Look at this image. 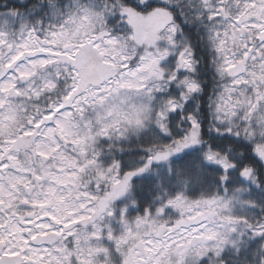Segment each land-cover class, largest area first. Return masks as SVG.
Returning a JSON list of instances; mask_svg holds the SVG:
<instances>
[{
	"label": "trees",
	"instance_id": "trees-1",
	"mask_svg": "<svg viewBox=\"0 0 264 264\" xmlns=\"http://www.w3.org/2000/svg\"><path fill=\"white\" fill-rule=\"evenodd\" d=\"M238 1L0 0V76L13 71L18 64L35 61L39 65L34 66L35 74L27 84L30 86L18 81L9 91L18 106L16 120L20 130L10 135L26 139V148H20L18 152L24 154L20 162L30 167H36L38 163L24 158H27L25 154L31 153L30 149L39 137L38 124L52 116L56 106L66 104L77 91L78 82L85 79L79 73L80 69L74 66L73 56L78 58L88 48L87 44L59 42L56 38H72L76 29L81 31L84 27L85 18L92 15L100 21L96 33L90 35L93 40L104 36L102 39L125 42L132 54L127 59L129 66L136 68L148 49L146 45L138 46L134 42L132 19L145 18L156 11L167 12L170 16L169 23L157 34V42L168 49L174 46L173 41L180 46L183 64L174 75L176 80L163 81L168 87L162 95V103L178 102L179 105L165 119V130L150 122L152 127L140 133L128 129L127 125H114L105 132V124L102 128L99 125L96 129L87 128V123L94 120V114H88V110L75 112L78 117L85 113V126L78 123L81 131L86 133L81 135L84 144L97 137L99 143L95 149L99 151L96 158L109 162L104 171L83 168L88 174L83 171L82 181H76L82 186L81 194L89 192L101 199L112 190L115 181H121L155 155L178 151L162 163L152 165L141 178L134 179L127 202L116 203L108 214L99 212L92 237L96 234L98 243H105L111 258L116 260L115 264H124L120 257L121 240L129 237L131 232L121 223L122 218L129 225L148 218L156 219L169 203L210 200L226 193L244 196L252 206L254 219L251 223H244L246 240L235 249H228L216 264H264V163L256 155L245 120L234 128L232 124L230 127L228 114L220 104L224 97L228 98L226 86L232 81L227 72L228 64L257 65L250 62L251 58L257 59L259 54L261 57L264 54V33L244 29L238 36L237 26L243 24L240 21L244 15L231 10ZM246 33H249L247 38L243 36ZM75 48L78 50L74 55ZM168 68L174 73L172 62ZM45 76L51 80L49 84L43 82ZM263 100L258 96L239 101L242 109L236 112L237 118L242 119L251 106L258 111ZM196 129H199L198 136H194ZM96 133L99 136H93ZM106 134L111 138L104 140ZM14 145L10 143L12 152ZM60 148L68 152V143H61ZM37 159L41 161L40 166L51 165L54 171L63 163H55L53 156L47 161L44 156ZM83 159L90 163L88 166L94 162L89 157ZM39 186L34 183L28 190L38 192ZM68 196L67 186L58 192L62 223L63 219L70 221L67 209L64 212L61 209L62 206L66 208ZM123 208H127L125 216ZM78 227L82 230L81 226ZM176 230L173 229L172 233L176 234ZM69 233L78 238L83 234L73 225ZM87 236L88 242L91 240L90 243L97 244ZM73 242L79 247L80 242ZM130 264H133L132 259ZM199 264L210 263L201 261Z\"/></svg>",
	"mask_w": 264,
	"mask_h": 264
},
{
	"label": "rangeland",
	"instance_id": "rangeland-1",
	"mask_svg": "<svg viewBox=\"0 0 264 264\" xmlns=\"http://www.w3.org/2000/svg\"><path fill=\"white\" fill-rule=\"evenodd\" d=\"M231 10L237 15H244L240 21L243 24L239 23L237 26L238 36L244 29L257 34L264 33V0H239ZM84 21L86 22L84 27L80 29L81 31L76 29L72 38H56L59 42L67 41L73 44L82 42L84 46L87 44L88 48L81 52L78 58L73 56L74 66L80 69L79 73L85 76V79L78 82L77 91L66 104L56 106L53 115L38 124L39 137L30 149L31 153L25 154L27 158H24L34 159L38 163L36 167L20 162L24 154L19 153L18 150L26 148V139L12 138V134L10 135L20 130L17 129L18 120H16L18 106L9 91L18 81L26 85L32 81L35 74L34 66L38 63L33 61L18 64L13 71L10 70L4 76H0V140L5 141L6 148H9L8 153H5L3 145L0 146V162L5 159L10 163L6 185L0 183V190L5 188L3 194H9L10 199H13L14 195H32L33 199H24L25 205H30L32 203L30 200H34L42 205V208L47 206L53 208L51 196L54 200L60 201L58 192L67 186L73 209L70 213V221L63 219L62 223L59 218L58 224L65 228L73 225V228L75 226L78 232L86 236L89 232L92 233L87 237L93 238L92 229L98 224L96 220L99 218V212L108 214L116 203L127 202L132 181L144 176L152 165L162 163L178 151L171 150L155 155L146 164L124 176L121 181H115L112 190L101 199L92 193L90 195L89 192L81 194L82 186L77 185V182L82 181L80 179L83 168L104 171L109 162L96 158L99 151L95 149L99 143L97 137L91 138L84 144L81 136L83 131L78 123L81 122L85 126L87 122L83 119L85 113L78 117L75 112L88 110V114H94V120L87 123V128L96 129L98 125L102 128L105 124V132L114 125V127L127 125L128 129L140 133L152 127L150 122L164 131L166 128L164 121L169 112L179 105L178 102L162 103L164 100L162 95L166 93L168 87L163 81L176 80L174 75L183 64V54L180 46L174 41L171 49L158 45L157 34L170 21L167 12L156 11L145 18L132 19L130 25L134 31V42L138 46L144 44L148 49L136 68L129 66L128 58L132 54L125 42L113 38L102 39L104 36H98V40L96 38L93 40L90 35L92 32L96 33L100 21L92 15L87 16ZM248 35L249 33H246L243 36L247 38ZM74 50L75 55L78 49ZM171 62L174 73L168 68ZM250 62H256L257 65L228 64L227 72L232 78L231 84L226 86L229 96L227 99L224 97L220 104L228 114L230 127L232 124L234 128L245 120L250 129L256 155L264 163V100L260 101L261 107L258 111L251 106V109L244 112L242 119L239 120L236 116V112L242 109L238 102L245 97L261 96V99H264V54L262 57L259 54L257 59L252 57ZM44 64L45 62L42 63ZM56 69L58 70V67ZM44 81L49 84L51 80L45 76ZM237 86L239 88H236ZM248 105L251 104L248 102ZM198 133L199 129H196L194 136H198ZM103 138L108 140L111 136L106 134ZM10 143L16 144L12 146L13 152L10 150ZM61 143H68V152L61 150ZM91 153L92 156L89 155ZM43 156L46 161L53 156L55 163H63L60 167L56 166L57 171H54L51 165L40 166L41 161L37 158ZM87 157L94 161L91 166H88L90 163H85L83 159ZM66 161H68L67 165ZM110 166L113 167L112 164ZM84 174L88 173L84 171ZM34 183L40 184V191L28 190ZM122 210L125 216L127 208ZM253 214L252 206L244 196L226 193L222 197L210 200L198 202L178 200L169 203L156 219L148 218L129 225L122 218L121 223L130 228L131 232L129 237L121 240L120 257L123 258L124 264H130L131 259L133 264H199L201 261L216 264L228 249H235L246 240L247 231L244 223H251L254 219ZM26 215L31 216V211L28 210ZM78 226H81L82 230ZM47 228L49 225L44 223L37 231L28 230L27 233L33 238L39 233L49 231ZM173 229H177L176 234L172 233ZM60 231V229L57 231L63 236L57 248V259L60 264L69 252H73L75 262L80 264L116 263V260L111 258L110 252L106 250L105 243L101 245L95 239L96 234L93 239L97 244L90 243L91 240L88 242L83 234L78 238L74 234L60 233ZM69 236L75 243L80 242L79 247L71 248L73 251L62 246L68 242ZM140 248L145 252H140Z\"/></svg>",
	"mask_w": 264,
	"mask_h": 264
},
{
	"label": "flooded vegetation",
	"instance_id": "flooded-vegetation-1",
	"mask_svg": "<svg viewBox=\"0 0 264 264\" xmlns=\"http://www.w3.org/2000/svg\"><path fill=\"white\" fill-rule=\"evenodd\" d=\"M2 147H4L3 152L8 153L9 148H6L5 141ZM3 152L1 153L3 154ZM8 165L10 166V163H7L5 159H3L2 163L0 162V183L5 185L6 176L10 170ZM3 190L5 188L0 190V195H4ZM9 197V194L0 196V264H60L57 259V248L63 236L58 234L57 231L60 229V233L70 234L71 227H60L58 224L59 200H54L53 196H51L53 208H50V206L42 208V205L40 206L34 200H30L32 202L31 206L23 204L25 202L24 199H30L33 197L32 195H14L13 199ZM61 209L62 212L67 209V214L70 216L73 204L69 197L66 208L62 206ZM28 210L31 211V216L26 215ZM48 217L51 220H48ZM44 223L49 225V228H47L49 231L42 232L43 234L39 233L38 236L33 238L29 237L28 230L37 231ZM55 235L59 238L54 242L42 241ZM67 239L68 242L62 244V246L67 250L73 251L71 248L75 247V244L70 236ZM38 241L42 242L38 243ZM140 252L144 253L145 251L141 249ZM72 253H66L67 256L62 260L61 264H80L75 262L74 254Z\"/></svg>",
	"mask_w": 264,
	"mask_h": 264
},
{
	"label": "water",
	"instance_id": "water-1",
	"mask_svg": "<svg viewBox=\"0 0 264 264\" xmlns=\"http://www.w3.org/2000/svg\"><path fill=\"white\" fill-rule=\"evenodd\" d=\"M58 239L57 236H52L51 238L44 239L42 241H48V242H54ZM42 241H38V243H41Z\"/></svg>",
	"mask_w": 264,
	"mask_h": 264
}]
</instances>
